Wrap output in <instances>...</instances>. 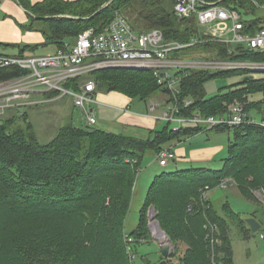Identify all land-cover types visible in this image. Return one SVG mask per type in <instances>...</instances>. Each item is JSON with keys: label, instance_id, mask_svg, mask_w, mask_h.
<instances>
[{"label": "trees", "instance_id": "obj_1", "mask_svg": "<svg viewBox=\"0 0 264 264\" xmlns=\"http://www.w3.org/2000/svg\"><path fill=\"white\" fill-rule=\"evenodd\" d=\"M18 1L31 12L33 20L46 23L47 44L55 45L57 50L63 48L65 42L74 41L85 29L101 32L117 14L128 17L137 31L160 30L167 40L188 44L202 38L196 19L177 17L172 0H45L34 6L27 0ZM219 1L221 6L241 14L245 33L254 35L264 28V15H257L259 9H264V0ZM204 45L214 47L212 53L217 60L264 62V50L217 42ZM18 48L16 56H25L31 51L29 46ZM182 73L185 76L177 95L181 116L192 117L198 113L222 116L236 100L246 103L247 114L251 109L261 111L264 98L263 103H247V100L252 94L261 93L264 97V76L245 81L251 72L240 69L186 70ZM0 74V78H10L20 72L8 69ZM233 76H243L244 79L229 86L228 92L207 98V82ZM91 78L97 92L99 89L106 93L118 92L144 103L159 95L165 97L167 103L174 100L172 93L158 84L152 72L106 69L93 73ZM67 86L76 87L77 82L72 81ZM186 100L191 101L188 107L184 105ZM17 121L8 119L0 123V226L9 218L18 216L32 219L84 216L90 205L99 201L92 223L96 222L98 233L106 238L109 247L97 256L84 253L81 242L67 236L41 241L15 232L9 234L0 246L8 264H134V259L127 255L125 219L139 169L146 160L155 158L169 145L208 130L234 132L222 168H187L155 176L140 210L138 228L132 234L147 233L144 226L146 212L155 207L160 228L175 244L184 242L188 246L186 257H180L178 261L181 264H201L199 258L205 257L209 264L213 263L212 245L202 238V244L192 248L190 237L197 238L201 233L203 237L208 223L222 224L219 228L224 230L225 243L213 244L216 264L219 261L233 264L227 228L218 218L210 199L202 198V192L206 187L211 191L224 179L231 178L247 198L257 201L246 188L264 189V127L247 124L238 128L217 126L207 130L201 126H185L174 130L167 123L162 130L153 131V137L144 140L106 132L91 125L82 128L66 125L51 142L43 145L30 124L25 126L26 129L19 124L14 130L10 129ZM86 142L89 143L84 150ZM179 192H193L195 202L186 201L185 197L176 200ZM163 200L164 206L161 205ZM238 222L246 234L252 233L246 220L239 219ZM172 256L161 263L174 264ZM188 257L189 260H184Z\"/></svg>", "mask_w": 264, "mask_h": 264}, {"label": "built area", "instance_id": "obj_2", "mask_svg": "<svg viewBox=\"0 0 264 264\" xmlns=\"http://www.w3.org/2000/svg\"><path fill=\"white\" fill-rule=\"evenodd\" d=\"M3 1L8 0H0V3ZM172 1L177 17L196 19L202 31L200 40L183 44L167 40L160 30L139 32L131 26L128 17L117 14L101 32H96L93 28L85 29L74 41L65 42L64 47L54 54H0V72L8 69L20 72L10 78H0V123L12 115L14 118L24 117L30 108L69 97L74 107L87 111L86 120L89 125L94 126L97 123L96 117L88 112L89 107L97 104V87L91 78L92 74L106 69H126L152 72L158 84L172 93L174 100L170 103L151 99L148 102V111L159 112L156 119L174 125V130L185 126H201L207 130L217 126L238 128L247 124L264 127V121L257 122L249 116L241 103L231 104L228 113L222 116H203L199 113L192 117L180 115L177 95L185 76L183 71L240 69L250 71L251 75H261L264 73V62H180L169 60V54L211 42L244 45L250 50H264V28L254 35L245 33L241 14L237 10L221 6L216 0ZM170 69H175V73H171ZM72 81L77 82L76 87L67 86ZM51 94L54 95L51 97ZM190 104V100L184 102L185 107ZM174 159L175 153L170 149H164L157 155L162 167L168 166ZM235 184L233 179L227 178L217 188L225 189ZM209 192L208 187L202 192L204 200L209 199ZM205 227L208 230L207 240L212 245L213 264H216L213 251L216 240L212 235L216 226L208 223ZM259 238L264 242V233H261Z\"/></svg>", "mask_w": 264, "mask_h": 264}, {"label": "rangeland", "instance_id": "obj_3", "mask_svg": "<svg viewBox=\"0 0 264 264\" xmlns=\"http://www.w3.org/2000/svg\"><path fill=\"white\" fill-rule=\"evenodd\" d=\"M259 12L260 13L257 14L258 16L264 15V9H259ZM135 30L137 29L135 28ZM28 31L41 33L45 38V44L48 43L45 36V34L48 32L46 23L41 20L30 19L27 25H21L19 23L17 25V30L5 28L4 33L6 36H0V54H8L11 56L17 55L19 52L18 47L33 46L34 44H36L34 42H30V39L27 36ZM3 45H8V49H3ZM55 47L56 46H54L53 44L43 45L40 43L35 52H26V55H50L55 52ZM214 50V47L211 45L200 44L171 52L168 59L180 62L214 61L217 60L213 57L214 54L212 52ZM170 72L175 73V69H170ZM253 76L256 79H259L264 76V73H262L261 75ZM243 79V76L212 79L205 84L206 96L207 98H209L219 93H226L228 92L229 86L238 83ZM99 93L103 94L106 93V91L99 89V92H97V94ZM153 98L159 100L155 96ZM69 99V97H65L64 99L59 101L58 104H60V106H58L57 103L53 102L41 104L38 106V108H35V110L38 111L36 115L29 113L28 115V111L26 112V116H24V118H14L12 115L8 119L18 120V123H15V125L10 129L14 130L15 127L18 126V124L21 125L22 128L26 129L25 126L27 124H30L33 132L38 138V141L41 144L45 145L51 142L56 137L58 131L63 126L74 125L79 128L89 126L86 118H84L86 117V115L83 114L81 110H74L73 120H71V116H67L69 109L63 106H65L64 104L66 102L71 100ZM136 102L137 101H135L134 103ZM234 103H241L243 106H246V103L240 100H236L232 104ZM247 103H249L248 100ZM261 112L262 113L257 110L251 109L249 115L257 122H263L264 108H262ZM94 114L98 121L96 125H94V127L103 131L128 135L144 140H148L149 138L153 137L154 130L150 131L143 128H139L133 130V132L127 133L128 131H126L123 125L119 122L121 114L115 110L95 106ZM153 114L157 117L159 113L154 112ZM173 127L174 125L170 126V128ZM204 134L206 135H202L198 140H194L195 142H193L192 145H210L214 147H222V149L217 153V159L211 161L208 165H205V167L207 168L219 170L224 164L222 159L228 154L229 141L232 139L234 132L233 130H229L223 131L222 133H217L215 130H208ZM88 143L89 142H86L83 146L84 150L87 149ZM189 166L197 165L195 164ZM187 168L188 167L181 166L178 169ZM175 170H177V168L173 166L172 163L169 166L162 167L159 165V162H156L154 160V158H149L137 173V180L134 185L133 197L130 203L129 212L125 219V232L127 234L129 233V236H127L126 234L127 255L129 259H134V264H162V260L168 259V256L170 255H173L171 257L172 263L181 264L178 259L180 257H186L188 246L184 242H177V244H175L171 240V238L160 228L157 219L158 209H156L155 207H151L146 212V220L144 222V226L147 228V233H145L144 235L138 234L136 232L132 234L138 228L137 225L139 224L140 220V210L146 201L147 194L155 176L162 174L163 172L168 173ZM246 189L253 193L257 201H252L247 198L243 194L242 189H240L238 186L228 187L227 189L215 188L211 190L209 192V198L211 201H209L211 205L213 204L212 207L214 206V208L216 209L215 211H217L218 218L221 219V221L224 223V228H227L229 237L228 239L230 240L233 250V264H264V242L259 238V235L261 233H264V189L261 187H252ZM176 194V200L185 197L186 201L195 202L193 192H179ZM98 205L99 201L93 202L92 205H90L87 214L78 217L47 216L35 219L26 218L23 216L11 217L0 226V246L9 234L15 232H20L24 234L23 236H29L32 239H40L41 241H48L56 236H67L72 239L79 240L81 242L84 253L100 256L108 250L109 246L107 244L106 238L98 233L96 222L92 223V219L97 214ZM161 205L164 206V200L161 202ZM253 216L256 218L255 220L260 224L261 229L257 232L246 234L244 232L245 229H242L238 221L239 219L248 220L250 218H253ZM211 223L216 226V231L212 234L213 236H215L214 239L216 240V244L218 243L222 245L223 243H225L224 230L222 228H219V226L222 227V224L217 225L213 222ZM161 234H163V237L161 236ZM201 234L197 235V238H195L194 236L190 237L192 248L198 247V245L201 243L200 241H202V238L205 239L206 242L208 241V230L206 231L205 235H203V237ZM163 244L169 247V255L166 256L168 258H166L161 252V245ZM6 259L7 256H3L2 252L0 251V264H8V262H6ZM184 260H189V257ZM199 261L201 262V264H208L205 261V257L199 258ZM167 262L169 261L167 260ZM216 262L218 261L216 260ZM219 263H221V261H219Z\"/></svg>", "mask_w": 264, "mask_h": 264}, {"label": "crops", "instance_id": "obj_4", "mask_svg": "<svg viewBox=\"0 0 264 264\" xmlns=\"http://www.w3.org/2000/svg\"><path fill=\"white\" fill-rule=\"evenodd\" d=\"M27 1L29 2V4H31V6H34L36 4L44 2L45 0H27ZM61 1L74 2L77 0H61ZM210 1H214V0H210ZM217 2L219 3L220 1L218 0ZM32 18H33V15L31 14V12H29L25 7H23V5H21L18 0L3 1L2 3H0V36H6L4 33L5 28L17 30V25L19 23L21 25H27V23H29L30 19L32 20ZM27 33H28L27 36L29 37L30 42L36 43L33 46H29L32 52L36 51V48L38 47L40 43L43 45H47L45 44L44 42L45 38L43 37L41 33H37V32L34 33L33 31L31 32L28 31ZM27 45H30V44H27ZM7 46L8 45H3L2 47L3 49L7 50L8 49ZM56 51H57V47H55V52ZM4 55H8V54H4ZM46 96L47 95H45V97ZM263 98L264 97L261 93L252 94L248 96V102L249 103H263ZM157 99H159L157 101L165 100V102L167 103L166 98L163 97L162 95H159ZM61 100L62 99L57 100L56 102L53 101V103L58 104V102ZM153 100L156 101V99L154 98ZM135 101L137 102L134 103ZM64 105L65 106L63 107L69 109L67 116H71L72 117L71 120L74 119L73 118L74 110H81V109L74 107L72 100L66 102ZM58 106H60V104H58ZM95 106L102 107V108H109V109L115 110L118 113H120L121 115L119 118V122L123 125L126 131H128L127 133L133 132V130H136L139 128L147 129L150 131L154 130V132H157V131L162 130L167 125V123L165 122L158 121L156 119V116L153 113H150L148 111V103H144L142 101H139L138 99H131L122 93L107 92L103 94L102 93L97 94V104L88 108V112L92 113L94 116H95L94 114ZM143 107H144V110H143ZM35 108H38V106L30 108L27 114L29 113V114L36 115L38 111L35 110ZM262 108H264V103L262 104V106H260L261 111H262ZM81 111L83 112V114L87 116V111H84V110H81ZM261 111L259 112L262 113ZM263 121H264V118H263ZM169 126H172V124H169ZM216 132L222 133L223 131H216ZM204 133L206 132L189 137L187 139H184L181 142H175V144H172L166 147L165 149H170L173 151V153H175V159L172 162H170V164L172 163L173 166L177 168V170H179L178 168H180L181 166L188 167V168H207L205 167V165H208L211 161L216 160L218 157L217 153L222 149V147H214L210 145H200V146L192 145V143L195 142L194 140H198L200 136L206 135ZM225 158L226 156L222 160H224ZM154 160L158 162L157 156L154 158ZM195 164L197 166H189V165H195ZM231 187H234V186H231ZM250 219H256V218L253 216V218H250ZM249 229L251 230L250 226H249Z\"/></svg>", "mask_w": 264, "mask_h": 264}, {"label": "water", "instance_id": "obj_5", "mask_svg": "<svg viewBox=\"0 0 264 264\" xmlns=\"http://www.w3.org/2000/svg\"><path fill=\"white\" fill-rule=\"evenodd\" d=\"M106 5H104L101 10L105 7ZM254 76L251 75V76H248L246 77L244 80L246 81L247 79H253ZM247 223L249 224L250 228H251V231L254 233V232H257L260 230L261 226L260 224L255 220V219H248L246 220ZM161 252L162 254L166 257L169 255V247L165 244L161 245Z\"/></svg>", "mask_w": 264, "mask_h": 264}, {"label": "bare ground", "instance_id": "obj_6", "mask_svg": "<svg viewBox=\"0 0 264 264\" xmlns=\"http://www.w3.org/2000/svg\"><path fill=\"white\" fill-rule=\"evenodd\" d=\"M161 236L163 237V234H161Z\"/></svg>", "mask_w": 264, "mask_h": 264}]
</instances>
